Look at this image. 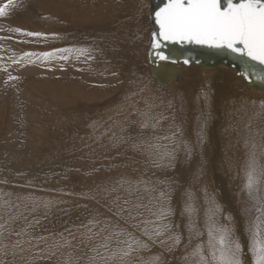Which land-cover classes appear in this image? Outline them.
<instances>
[{
    "label": "rangeland",
    "instance_id": "374dc122",
    "mask_svg": "<svg viewBox=\"0 0 264 264\" xmlns=\"http://www.w3.org/2000/svg\"><path fill=\"white\" fill-rule=\"evenodd\" d=\"M148 2L15 0L9 15L0 17V225H4L0 250L7 246V255L0 251L2 264H119L112 253L124 246L118 240L127 239L114 234L119 228L148 244L133 254L132 264H144L154 256L164 264H199V259L192 262V253L200 245L202 255L212 260L205 226L193 218L184 237L178 218L179 214L192 218L185 211L186 194L187 198L190 191L200 194L209 172H203L196 149L179 143L176 147L179 123L161 119L156 127L151 119V135L137 127L139 112L133 108L136 100L129 86L134 84V67L145 68L141 55L145 57L153 25ZM7 3L0 0V7ZM136 17L140 24L132 22ZM106 29L108 36L102 31ZM67 48L89 52L57 51ZM97 104L102 117L86 120L83 112ZM121 111L128 112L127 120H118ZM182 117L188 119L186 113ZM189 132H185L188 139ZM225 153L227 162L221 161L217 173L224 175L229 166L227 181L238 206L230 226L236 232L243 223L252 246L257 230L256 239L264 241V215L258 210L264 203V178L255 193L257 200L250 199L243 175L232 169ZM257 160L264 167V154L259 152ZM183 187L180 211L176 200ZM196 194L189 205L200 214L206 201ZM121 206L128 211L117 215ZM161 208L170 212L163 221L156 215ZM161 223L180 236V243L171 249L169 233L154 241L143 234L154 233ZM17 240L30 243L14 256L12 245Z\"/></svg>",
    "mask_w": 264,
    "mask_h": 264
},
{
    "label": "bare ground",
    "instance_id": "6f19581e",
    "mask_svg": "<svg viewBox=\"0 0 264 264\" xmlns=\"http://www.w3.org/2000/svg\"><path fill=\"white\" fill-rule=\"evenodd\" d=\"M148 6H151L152 9V0H149ZM140 21L141 20L137 17L134 20L132 19V22H135L136 24H140ZM153 30L152 25V32H154ZM102 31L106 33L107 36L110 33L107 32V29ZM150 44L151 37L145 46L148 50L145 49V59L143 58V55H141L145 68L143 67V69H140L137 66L134 67L131 72L133 74V77L131 78H134L131 81H133L134 84L131 87L129 86V88L133 91V95H131L134 99L133 101L136 100L133 104V108L139 112L138 118L140 119H136L138 122L137 127H142V130L152 129L153 126L152 128H149V120L151 119L152 121H155L156 127H159L157 123L161 119L162 121L167 120L170 123L173 122V125L179 123V134L175 135L177 136L175 140L176 147L179 143L183 146L187 145L185 148L189 149V147H192L194 150L196 149L198 157H200L198 162L201 165L203 172H209V175L207 176L208 180L207 178H204L205 182L206 180L207 182L200 194L190 191V196L187 198L188 195L184 193V187L181 188L182 192L180 195L177 194L176 204H178L179 210L182 207L181 204L185 201H183L181 197L184 194H186V199H188L189 203L191 202L190 198H192V194L203 196L202 198L206 201V204L204 203L205 208L203 210L201 209V213L191 214V219L186 220L183 219L180 214L178 215V218L182 221L181 223L186 230V232H184V228L182 229L183 235L185 237V234L187 236L189 233L193 218H195L194 221L199 225L203 224L209 233V225L211 223L209 211L211 207L210 201L213 199L216 204L220 206L221 213L213 216L212 219H214L218 225L230 226L231 222H229L227 218L230 216L231 221L235 220V215L238 216V206L234 200L232 185L227 181L229 177V166L227 165L228 168H225L224 175L218 174L217 170L221 161L227 162L225 160L227 159V154L225 153L226 150L229 154L228 158L229 162L232 164V169L237 170V175H243L244 182L247 183L246 171L251 146L253 143L256 144V152L258 156L259 152L262 154L260 145L264 144V115H257V113H259V104L261 101H264V88L260 89L257 87V84H248L240 78L236 66L223 61L213 65L206 63L197 64L196 62H191L189 65L185 66L180 64L175 65L174 68L177 70V73L173 80L169 83H162L163 81L158 82L157 79L154 78L152 67L149 64L148 55ZM121 70L122 68H120V71ZM83 99L87 102L86 98ZM89 102L90 100L87 103ZM98 107L99 105L97 104L92 107V110H85L83 112L85 119L88 120L90 118L93 120V117L100 119L103 112L98 113ZM95 112L96 115L94 116ZM123 112L124 111H121V113L118 112V114L120 113V118H118V120L128 119H125L128 112ZM183 113H186L188 116L187 120H183ZM178 114L180 117L178 116L179 118L176 119ZM83 119L82 121L85 122L86 120ZM199 120H201L200 125L202 127L200 133ZM145 123L148 124V127H143ZM187 130H189V134H191L189 139L185 136ZM195 131L198 133L197 136L193 135ZM145 132H149L150 135L152 133L151 130ZM156 133L160 135L163 134L160 130ZM80 140L82 139L80 138ZM155 143L157 142H154L153 144ZM174 157H176V154ZM38 181H40V179H38ZM87 182L88 181L85 183ZM149 182L150 181H148V183ZM189 203H187L186 206L189 205ZM202 219L205 220L204 223H202ZM239 224L240 229L236 232L233 231V235L242 245L243 255L241 259L243 264H255L251 251L250 241L252 240H250V236L247 234V229L245 230V227H243V223ZM197 247L201 248V245ZM190 253L186 256L190 257ZM194 259L197 261L199 256H193L192 262H194Z\"/></svg>",
    "mask_w": 264,
    "mask_h": 264
},
{
    "label": "snow or ice",
    "instance_id": "6c2138e0",
    "mask_svg": "<svg viewBox=\"0 0 264 264\" xmlns=\"http://www.w3.org/2000/svg\"><path fill=\"white\" fill-rule=\"evenodd\" d=\"M15 6V0H8V3L0 7V17H7L10 9ZM154 23L157 29L151 34L152 57L159 61L158 67L164 69L167 65L179 63L180 56L169 46L175 45L180 49L188 46L209 49L218 52H228L233 55L235 60L239 61L238 75L248 84H264V0H166V3L158 10L154 11ZM15 31L21 32V29ZM27 36H43L42 33L26 32ZM3 39V38H0ZM60 52L84 55L87 49H58ZM25 56L35 55L34 53H25ZM45 57L52 55L44 53ZM60 59H67V56H61ZM190 58H184L183 63L189 64ZM9 79L17 77L9 76ZM264 115V101L259 104V113ZM143 127H148L145 123ZM256 144L253 143L249 152L247 162V183L244 188L250 199L257 200L255 193L258 186L264 178V167L257 161ZM261 152L264 154V144L260 145ZM163 155L167 156L168 153ZM163 198V192L160 194ZM264 199V198H261ZM260 202V201H258ZM127 203V201H125ZM210 207V225H209V246L212 248V260L208 261L197 249L192 253L193 256H199V264H243L241 259L243 248L238 239L234 238L233 228L228 225H218L213 216L221 213V208L215 200H211ZM264 215V203H261L260 209ZM128 211L121 206L115 212L119 215L121 212ZM185 211L191 215L195 209L188 205ZM245 211H249L246 209ZM170 212L163 208L156 213L157 218L163 221ZM231 222V217L227 218ZM259 221V217L257 218ZM4 225H0L3 229ZM91 231V229H89ZM165 233H169L168 239L172 240L171 247L180 243V236L170 232V225L161 223L154 233L149 234L147 230L144 235L148 236L150 241H154ZM26 233H17L24 235ZM116 236H127V239L118 240V247L112 253L113 257H119V264H132L133 254L147 249L142 239H137L132 233L125 232L124 228H119L114 233ZM95 235V234H94ZM259 236V230L254 233L251 251L255 264H264V241L256 239ZM4 232L0 231V239H3ZM92 236H89L91 239ZM105 239H108L107 237ZM161 244L165 240L159 241ZM30 241L17 240L12 245V255L17 254V249L22 253L25 249L23 245ZM103 247L107 248L108 244ZM7 255V246L0 250ZM95 261V257L92 258ZM2 264V262H0ZM144 264H164L159 256L150 257Z\"/></svg>",
    "mask_w": 264,
    "mask_h": 264
},
{
    "label": "water",
    "instance_id": "95a60500",
    "mask_svg": "<svg viewBox=\"0 0 264 264\" xmlns=\"http://www.w3.org/2000/svg\"><path fill=\"white\" fill-rule=\"evenodd\" d=\"M164 3H166V0H152V9H151V14H150V19L153 24L154 31L157 29V26L154 23V11L162 7ZM225 3H226V0H225ZM169 47L172 48L178 56H180L179 63L175 65L180 64V65L185 66L186 64L183 63V59L190 58L191 62H196L197 64L206 63L209 65H213V64L220 63L221 61H223V62H228L229 64L236 66L237 69L240 66L239 61L235 60L233 55L228 52H218V51H213L209 49L199 48L196 46H188V48H185V49H180L178 46H175V45H171ZM148 59H149V64L152 67V74L154 78L157 79L158 82L163 81L162 83L164 82L169 83L173 80L174 76L177 73V70L174 68L175 65L169 64L164 69L159 68L158 64L160 62L155 61L153 59L151 47L149 49ZM256 84H257V87H259L260 89L264 88V84H259V83H256Z\"/></svg>",
    "mask_w": 264,
    "mask_h": 264
}]
</instances>
